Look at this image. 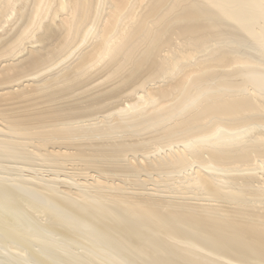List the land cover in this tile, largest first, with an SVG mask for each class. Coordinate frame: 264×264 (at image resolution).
<instances>
[{"label": "bare ground", "instance_id": "1", "mask_svg": "<svg viewBox=\"0 0 264 264\" xmlns=\"http://www.w3.org/2000/svg\"><path fill=\"white\" fill-rule=\"evenodd\" d=\"M0 264H264V0H0Z\"/></svg>", "mask_w": 264, "mask_h": 264}, {"label": "rangeland", "instance_id": "2", "mask_svg": "<svg viewBox=\"0 0 264 264\" xmlns=\"http://www.w3.org/2000/svg\"><path fill=\"white\" fill-rule=\"evenodd\" d=\"M44 175H48V174H44ZM151 186V187H150ZM150 186L148 185V187L147 188H152V183H150ZM154 189V188H153ZM151 191H153V190H149V192H151Z\"/></svg>", "mask_w": 264, "mask_h": 264}]
</instances>
